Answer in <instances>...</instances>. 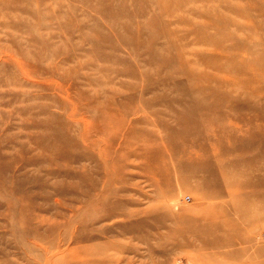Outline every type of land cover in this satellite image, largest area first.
<instances>
[{
  "label": "rangeland",
  "instance_id": "obj_1",
  "mask_svg": "<svg viewBox=\"0 0 264 264\" xmlns=\"http://www.w3.org/2000/svg\"><path fill=\"white\" fill-rule=\"evenodd\" d=\"M262 70L264 0H0V264H264Z\"/></svg>",
  "mask_w": 264,
  "mask_h": 264
},
{
  "label": "bare ground",
  "instance_id": "obj_2",
  "mask_svg": "<svg viewBox=\"0 0 264 264\" xmlns=\"http://www.w3.org/2000/svg\"><path fill=\"white\" fill-rule=\"evenodd\" d=\"M219 51H220V50H219ZM223 52H224V51H223ZM220 53H221V52H220ZM224 53H225V52H224ZM222 55H223V53H222ZM222 55H221V56H222ZM255 63H257V62H255ZM256 66H257V64H256ZM233 69H234V68H233ZM233 69L231 70V72L233 71ZM235 69H236V68H235ZM242 69H243V67L241 68L240 73L242 72ZM236 71L238 72V68L236 69ZM236 71H235V72H236ZM260 72H261V71H260ZM260 72H259V73L257 72V73L260 74ZM262 72H263V70H262ZM242 73H243V72H242ZM263 73H264V72H263ZM230 74H231V73H230ZM236 74H237V73H236ZM244 74H245V72H244ZM244 74H242V75H244ZM237 76H238V74H237ZM239 78H240V77H239ZM225 80H226V79H225ZM233 80H234V79H233ZM241 80H242V79H241ZM259 80H260V79H259ZM229 82H231V81H229ZM241 84H242V83H241ZM255 102H256V101H255ZM188 154H189V153H188Z\"/></svg>",
  "mask_w": 264,
  "mask_h": 264
}]
</instances>
